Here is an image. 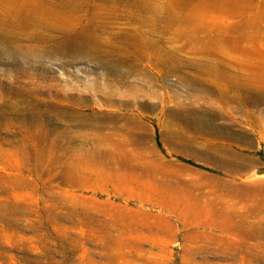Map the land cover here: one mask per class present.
<instances>
[{"label":"rangeland","instance_id":"1","mask_svg":"<svg viewBox=\"0 0 264 264\" xmlns=\"http://www.w3.org/2000/svg\"><path fill=\"white\" fill-rule=\"evenodd\" d=\"M254 168L264 0H0V264H264Z\"/></svg>","mask_w":264,"mask_h":264},{"label":"bare ground","instance_id":"2","mask_svg":"<svg viewBox=\"0 0 264 264\" xmlns=\"http://www.w3.org/2000/svg\"><path fill=\"white\" fill-rule=\"evenodd\" d=\"M152 166V165H151ZM155 167V166H154ZM158 168V167H157ZM257 172H260V170L258 169V168H254L253 170H252V173L253 174H256ZM231 216V215H230ZM237 226V225H236Z\"/></svg>","mask_w":264,"mask_h":264},{"label":"water","instance_id":"3","mask_svg":"<svg viewBox=\"0 0 264 264\" xmlns=\"http://www.w3.org/2000/svg\"><path fill=\"white\" fill-rule=\"evenodd\" d=\"M258 169L260 170V172H257L256 174H253V175H262V174H264V171L262 169H260V168H258Z\"/></svg>","mask_w":264,"mask_h":264},{"label":"trees","instance_id":"4","mask_svg":"<svg viewBox=\"0 0 264 264\" xmlns=\"http://www.w3.org/2000/svg\"><path fill=\"white\" fill-rule=\"evenodd\" d=\"M155 140L159 144V140H158L157 134H155Z\"/></svg>","mask_w":264,"mask_h":264}]
</instances>
